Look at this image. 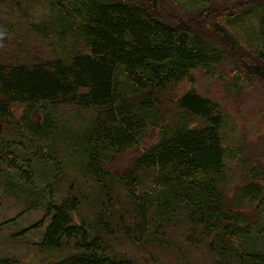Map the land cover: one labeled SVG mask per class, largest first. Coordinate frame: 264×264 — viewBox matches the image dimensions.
I'll return each instance as SVG.
<instances>
[{
    "label": "trees",
    "instance_id": "obj_1",
    "mask_svg": "<svg viewBox=\"0 0 264 264\" xmlns=\"http://www.w3.org/2000/svg\"><path fill=\"white\" fill-rule=\"evenodd\" d=\"M167 2L0 0V194L22 208L16 220L44 211L18 236L44 227L36 246L64 255L49 264H165L125 248L174 250L176 238L214 264H264V228L245 213L264 217L263 179L249 173L229 207V116L197 89L227 53L171 24ZM230 13L228 27L256 22L258 65L244 72L264 81V0Z\"/></svg>",
    "mask_w": 264,
    "mask_h": 264
},
{
    "label": "rangeland",
    "instance_id": "obj_2",
    "mask_svg": "<svg viewBox=\"0 0 264 264\" xmlns=\"http://www.w3.org/2000/svg\"><path fill=\"white\" fill-rule=\"evenodd\" d=\"M261 1L213 0L211 4L203 6L168 0L165 10V16L171 24L187 23L227 53V62L215 75L197 72V89L201 95L219 102L229 116L230 129L226 137V146L229 151L227 168L230 179L223 190L230 208L235 205L237 192L246 184L245 182H248L249 173L252 178L263 179L264 183V81L248 76L244 72L258 65L255 54L258 43L252 41L250 31L247 30L249 25L256 28V22L250 20L247 22L249 25L228 27L222 17L231 15L230 10L235 7L239 11H244ZM37 45V50L41 52L43 47ZM42 56L46 57V54L41 53ZM41 60L43 59L38 56L34 59ZM231 85L238 86V89ZM190 87L189 84L181 85L177 95L188 91ZM23 110V107H17L14 111L15 116H20ZM35 119L39 120L40 115L37 114ZM146 145L148 146L147 143ZM133 158L135 157L132 153L121 158L120 169L125 164L133 162ZM3 196L0 194V198H3L0 205V257H10L22 264H49L60 260L64 255L47 253L36 246L40 243L44 227L30 231L26 236H18L33 226L42 225L44 211L29 213L16 220L22 208L16 207L14 201L6 200ZM255 208L248 206L245 213L251 222L264 228V217L259 218L260 214L258 215ZM14 218L16 221H11ZM260 242L259 245L264 250V238ZM173 243L177 247L174 250L155 249L144 253L136 247L125 249L128 254L141 260H150L151 254L152 258L154 256V259L156 257L165 264H214V257L206 245L194 248L188 245L186 240L177 238Z\"/></svg>",
    "mask_w": 264,
    "mask_h": 264
}]
</instances>
